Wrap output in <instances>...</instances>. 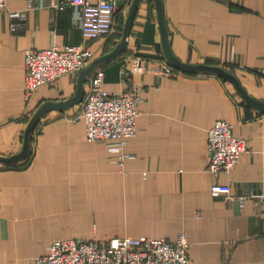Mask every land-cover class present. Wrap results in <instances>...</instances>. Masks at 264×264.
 <instances>
[{"label":"crops","instance_id":"1","mask_svg":"<svg viewBox=\"0 0 264 264\" xmlns=\"http://www.w3.org/2000/svg\"><path fill=\"white\" fill-rule=\"evenodd\" d=\"M61 1L6 0L22 16L0 13V156L20 153L38 107L69 100L77 89L78 76L66 75L24 100L25 51L86 45L97 59L120 42L133 0H114L115 30L95 40L83 37L73 7L52 6ZM162 10L173 55L229 70L250 97L264 101V0H162ZM136 11L125 51L98 65L109 93L128 87L127 56L140 55L145 65L137 78V134L125 147L130 157L121 166L107 143L86 140L84 123L71 120L81 102L41 116L30 156L0 164V264H30L58 239L174 241L179 232L193 264H264V110L215 75L163 73L154 1L141 0ZM218 120L230 121L248 148L229 174L216 176L206 143ZM216 182L231 184L229 198L211 193Z\"/></svg>","mask_w":264,"mask_h":264},{"label":"built area","instance_id":"2","mask_svg":"<svg viewBox=\"0 0 264 264\" xmlns=\"http://www.w3.org/2000/svg\"><path fill=\"white\" fill-rule=\"evenodd\" d=\"M52 6L59 10L73 7L86 40L103 39L115 30L118 12L114 0H62ZM3 11L11 18L22 16V11L8 10L6 0H0V13ZM94 59V51L86 45L53 42L46 48L27 49L23 64L24 100L30 101L39 87L54 86L63 76L77 77ZM126 63L122 75L126 77L128 87L119 93L105 91V70L97 66L88 75L80 109L71 118L84 123L88 142L107 143V150L115 155L121 166L130 157L125 147L137 134L138 106L142 101L137 78L145 70L140 55L127 56ZM161 69L169 76L181 74L168 62H163ZM206 147L208 171L216 176L229 174L248 148L245 139L234 135L230 121L223 120L216 121L209 129ZM230 188V183L216 182L210 191L229 198ZM188 248L189 242L183 232H179L174 241L132 236L111 238L105 244L76 238L58 239L51 242L46 255L34 257L30 264H193Z\"/></svg>","mask_w":264,"mask_h":264},{"label":"water","instance_id":"3","mask_svg":"<svg viewBox=\"0 0 264 264\" xmlns=\"http://www.w3.org/2000/svg\"><path fill=\"white\" fill-rule=\"evenodd\" d=\"M141 0H133L130 8L129 14L124 22L122 27V37L120 42L116 45V47L109 53L94 59L89 63V65L84 68L77 77V89L75 94L69 100H63L59 102H45L43 105L37 108L35 113L30 117L31 119L27 123V126L24 130V140L23 146L21 148L20 153L14 154L12 156H0V164H18L21 161L27 159L31 154V144L33 141V132L40 120L41 116H43L49 110L54 109H64L68 107H72V105L77 104L83 101V93H84V84L86 83V79L88 75L100 64L104 63L106 60L113 59L122 54L123 51L127 48L128 38L131 33V25L136 15V10ZM155 9L157 10L158 15V23L161 34V45L163 47V53L167 62L175 69L180 70L186 73H201L205 75H215L217 77L223 78L224 80H228L232 83L235 90L241 97L245 100L248 106L252 107L255 110L262 111L264 110V101L260 102L246 93L245 89H243L239 79L229 70H225L224 68L213 65V64H187L185 62H181L175 55H173L171 51V47L169 45L168 39V30L164 21V13L162 10V0H153Z\"/></svg>","mask_w":264,"mask_h":264},{"label":"trees","instance_id":"4","mask_svg":"<svg viewBox=\"0 0 264 264\" xmlns=\"http://www.w3.org/2000/svg\"><path fill=\"white\" fill-rule=\"evenodd\" d=\"M211 64V63H210ZM213 65H215V64H213ZM6 165H9V164H6Z\"/></svg>","mask_w":264,"mask_h":264},{"label":"rangeland","instance_id":"5","mask_svg":"<svg viewBox=\"0 0 264 264\" xmlns=\"http://www.w3.org/2000/svg\"><path fill=\"white\" fill-rule=\"evenodd\" d=\"M34 133V132H33Z\"/></svg>","mask_w":264,"mask_h":264}]
</instances>
